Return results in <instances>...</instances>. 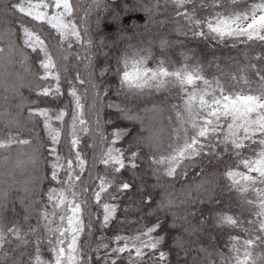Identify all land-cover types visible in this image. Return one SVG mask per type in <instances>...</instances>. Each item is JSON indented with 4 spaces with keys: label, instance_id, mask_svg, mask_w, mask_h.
<instances>
[{
    "label": "snow or ice",
    "instance_id": "6c2138e0",
    "mask_svg": "<svg viewBox=\"0 0 264 264\" xmlns=\"http://www.w3.org/2000/svg\"><path fill=\"white\" fill-rule=\"evenodd\" d=\"M0 264H264V0H0Z\"/></svg>",
    "mask_w": 264,
    "mask_h": 264
}]
</instances>
